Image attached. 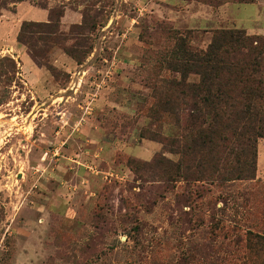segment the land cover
<instances>
[{"label":"rangeland","instance_id":"1","mask_svg":"<svg viewBox=\"0 0 264 264\" xmlns=\"http://www.w3.org/2000/svg\"><path fill=\"white\" fill-rule=\"evenodd\" d=\"M221 2L0 0V264H264V139L253 179L212 182L149 139L179 136L147 117L152 80L178 79L161 58L176 34L264 42V0ZM49 10L51 70L16 42Z\"/></svg>","mask_w":264,"mask_h":264},{"label":"trees","instance_id":"2","mask_svg":"<svg viewBox=\"0 0 264 264\" xmlns=\"http://www.w3.org/2000/svg\"><path fill=\"white\" fill-rule=\"evenodd\" d=\"M228 2L248 4L253 0L221 3ZM62 16V11L55 16L49 10L47 22H22L16 35V42L31 59L48 70L52 68L38 43L46 45L52 35H62ZM190 34H176L170 50L161 55L164 69L177 74L178 79L158 76L152 80V104L147 111V117L157 121L171 118L180 129L179 136L150 133L149 139L170 147L179 156L177 167L192 169L200 181L212 182L220 176L253 179L256 141L264 139V80L259 75L264 42L243 30L220 29L201 50L191 47ZM61 50L82 64L72 49ZM259 239L264 246V238Z\"/></svg>","mask_w":264,"mask_h":264},{"label":"crops","instance_id":"3","mask_svg":"<svg viewBox=\"0 0 264 264\" xmlns=\"http://www.w3.org/2000/svg\"><path fill=\"white\" fill-rule=\"evenodd\" d=\"M46 12V16H45V18L44 19H42L41 21H38V22H42V23H44V22H47V20H48V13H47V11H45ZM37 22V21H36ZM26 53H24V55H25Z\"/></svg>","mask_w":264,"mask_h":264}]
</instances>
